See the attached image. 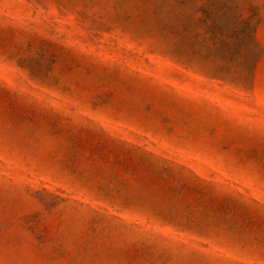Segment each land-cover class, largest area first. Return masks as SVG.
Instances as JSON below:
<instances>
[{"label": "rangeland", "instance_id": "rangeland-1", "mask_svg": "<svg viewBox=\"0 0 264 264\" xmlns=\"http://www.w3.org/2000/svg\"><path fill=\"white\" fill-rule=\"evenodd\" d=\"M0 264H264V0H0Z\"/></svg>", "mask_w": 264, "mask_h": 264}, {"label": "trees", "instance_id": "trees-1", "mask_svg": "<svg viewBox=\"0 0 264 264\" xmlns=\"http://www.w3.org/2000/svg\"><path fill=\"white\" fill-rule=\"evenodd\" d=\"M208 20H211V19L209 17H206L205 22ZM247 21H249V19H247ZM204 27H205V31H204L203 35L206 36V40H209L211 45H214L218 41L223 42V41H228L229 38L232 39V36L231 37L229 36L227 40H223L222 38H220V37H222V35L219 33L218 34L215 33V26H214L213 22H211L209 24H204Z\"/></svg>", "mask_w": 264, "mask_h": 264}]
</instances>
